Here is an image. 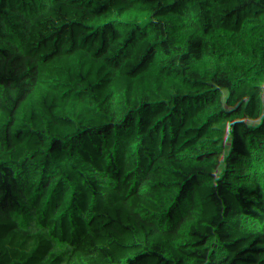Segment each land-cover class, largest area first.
<instances>
[{"label":"trees","instance_id":"trees-1","mask_svg":"<svg viewBox=\"0 0 264 264\" xmlns=\"http://www.w3.org/2000/svg\"><path fill=\"white\" fill-rule=\"evenodd\" d=\"M0 264H264V0H0Z\"/></svg>","mask_w":264,"mask_h":264},{"label":"built area","instance_id":"built-area-1","mask_svg":"<svg viewBox=\"0 0 264 264\" xmlns=\"http://www.w3.org/2000/svg\"><path fill=\"white\" fill-rule=\"evenodd\" d=\"M36 43H37V47L38 48H43L44 47V44H43V42H42L40 37H37Z\"/></svg>","mask_w":264,"mask_h":264}]
</instances>
